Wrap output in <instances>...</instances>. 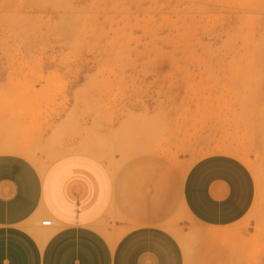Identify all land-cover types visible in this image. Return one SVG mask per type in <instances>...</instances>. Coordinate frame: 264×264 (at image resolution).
<instances>
[{
	"label": "rangeland",
	"instance_id": "rangeland-1",
	"mask_svg": "<svg viewBox=\"0 0 264 264\" xmlns=\"http://www.w3.org/2000/svg\"><path fill=\"white\" fill-rule=\"evenodd\" d=\"M84 141L113 171L240 159L256 184L242 221L209 228L181 208L164 226L187 264H264V0H0V144L45 168Z\"/></svg>",
	"mask_w": 264,
	"mask_h": 264
},
{
	"label": "crops",
	"instance_id": "crops-1",
	"mask_svg": "<svg viewBox=\"0 0 264 264\" xmlns=\"http://www.w3.org/2000/svg\"><path fill=\"white\" fill-rule=\"evenodd\" d=\"M71 150L80 153L53 154L41 168L28 149L0 144V264H187L164 226L181 208L206 227L228 228L255 202L251 170L230 155L204 157L183 174L149 156L113 171L86 141ZM110 214L137 226L107 236L99 225Z\"/></svg>",
	"mask_w": 264,
	"mask_h": 264
},
{
	"label": "built area",
	"instance_id": "built-area-1",
	"mask_svg": "<svg viewBox=\"0 0 264 264\" xmlns=\"http://www.w3.org/2000/svg\"><path fill=\"white\" fill-rule=\"evenodd\" d=\"M52 220H44L43 222H42V225L43 226H52Z\"/></svg>",
	"mask_w": 264,
	"mask_h": 264
},
{
	"label": "bare ground",
	"instance_id": "bare-ground-1",
	"mask_svg": "<svg viewBox=\"0 0 264 264\" xmlns=\"http://www.w3.org/2000/svg\"><path fill=\"white\" fill-rule=\"evenodd\" d=\"M41 168H44V167H41Z\"/></svg>",
	"mask_w": 264,
	"mask_h": 264
}]
</instances>
